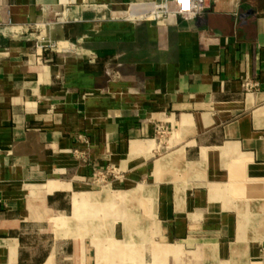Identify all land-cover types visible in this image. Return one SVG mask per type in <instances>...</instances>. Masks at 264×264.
<instances>
[{"label": "crops", "instance_id": "1", "mask_svg": "<svg viewBox=\"0 0 264 264\" xmlns=\"http://www.w3.org/2000/svg\"><path fill=\"white\" fill-rule=\"evenodd\" d=\"M137 1L0 0V264H264V0Z\"/></svg>", "mask_w": 264, "mask_h": 264}, {"label": "built area", "instance_id": "2", "mask_svg": "<svg viewBox=\"0 0 264 264\" xmlns=\"http://www.w3.org/2000/svg\"><path fill=\"white\" fill-rule=\"evenodd\" d=\"M208 0H142L132 3L125 17L126 21H156L161 22L172 14L179 15L185 19L201 18L207 9ZM69 7H64L61 11H56L49 17H43L39 21L26 26L27 37L32 39L38 56L44 51L57 53H70L75 51L74 45L63 40H56L52 37V30L59 24L67 20ZM107 73L111 75L108 70ZM118 74V73H117ZM246 88L251 89L254 84L250 81L245 83ZM166 129L158 128V134L164 135ZM82 135H78V140H83ZM76 155H81L79 150H75ZM97 170V169H96ZM112 173L110 169L95 171L93 182L103 185L108 176Z\"/></svg>", "mask_w": 264, "mask_h": 264}]
</instances>
